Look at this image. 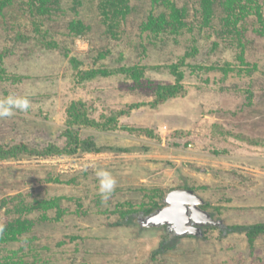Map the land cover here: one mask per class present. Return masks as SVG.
Segmentation results:
<instances>
[{"label": "rangeland", "instance_id": "1", "mask_svg": "<svg viewBox=\"0 0 264 264\" xmlns=\"http://www.w3.org/2000/svg\"><path fill=\"white\" fill-rule=\"evenodd\" d=\"M9 1L0 9V99L26 96L31 108L0 119V143L63 145L77 100L105 125L77 127L97 153L0 160V264H264V233L250 243L219 230L264 224V0L245 16L240 0L217 1L208 25L200 0H171L188 25L161 35L149 20L169 9L154 0H127L114 32L100 0H52L59 8L49 14L38 1ZM178 73L185 94L161 102ZM111 120L117 127L103 128ZM99 168L117 181L106 202ZM173 189L192 190L220 225L177 240L164 226H140Z\"/></svg>", "mask_w": 264, "mask_h": 264}, {"label": "trees", "instance_id": "2", "mask_svg": "<svg viewBox=\"0 0 264 264\" xmlns=\"http://www.w3.org/2000/svg\"><path fill=\"white\" fill-rule=\"evenodd\" d=\"M38 1L40 4L45 6L44 13L49 14L53 10L58 9L59 6L53 1L55 8L51 4L52 0H31V2ZM217 1L223 3L222 0H200L201 5V23L210 24L212 21L214 6ZM244 1V3H243ZM253 0H240L238 3V11L245 16L246 11H250V2ZM11 1L9 0H0V9L9 6ZM46 3H48L46 5ZM154 3L163 6L164 8L169 9V11H161L158 16L151 18L149 20V28H152L154 32L158 35L163 34L166 31L176 30L179 31L182 26L188 25L185 22V10L184 8L178 9L175 8V5L171 0H154ZM29 5V4H28ZM34 4L30 3V14L33 12L32 7ZM98 7L101 8V13L103 15V21L107 24L108 30L111 32L115 31V28L119 25L120 17L124 18L126 13L129 11L127 0H100ZM246 10V11H245ZM242 15V16H243ZM233 22L232 26H237L240 15H234L232 13ZM227 23H229V17L227 16ZM39 26V24L37 23ZM91 74L89 72H83L81 77L83 79L90 78ZM182 74L178 73L175 83L169 86H162V89L159 91V99L161 102H164L172 97H177L179 95L185 94V89L180 83ZM160 103V102H159ZM67 127L62 130L61 135L64 137V143L61 146H58L54 143H48L41 147L32 146L26 142H17V143H0V160L14 159L22 155L35 156V157H51L59 155H73L79 152L83 153H97L102 148L96 144L92 137L81 138L79 135L78 128L79 126H92V127H102L105 125L102 122L96 121L89 117L88 109L83 101L77 100L71 102L67 107ZM110 125H106L103 128H116L117 124L114 120L109 122ZM122 129L134 134V135H143L147 136L153 140H160V135L156 134L155 129L152 127H131V126H122ZM174 134L187 133L183 129H176L173 132ZM221 233L229 232H239L244 233L250 243L258 237L261 233H264V224L248 225V226H222L219 228ZM176 240L179 239L175 237ZM167 239L163 240L164 244ZM163 242L159 245V249L156 252L163 251ZM170 248V246H166Z\"/></svg>", "mask_w": 264, "mask_h": 264}, {"label": "water", "instance_id": "3", "mask_svg": "<svg viewBox=\"0 0 264 264\" xmlns=\"http://www.w3.org/2000/svg\"><path fill=\"white\" fill-rule=\"evenodd\" d=\"M163 207L158 208L138 222L142 227L164 226L168 234L199 236L202 226L220 225L200 207L204 201L190 189H173L166 193Z\"/></svg>", "mask_w": 264, "mask_h": 264}, {"label": "clouds", "instance_id": "4", "mask_svg": "<svg viewBox=\"0 0 264 264\" xmlns=\"http://www.w3.org/2000/svg\"><path fill=\"white\" fill-rule=\"evenodd\" d=\"M30 108L31 102L28 97L10 94L0 99V119L14 117L17 111L26 114ZM95 175L99 182L98 193L101 200L106 202L110 194L114 192L117 181L112 173L104 168L97 169Z\"/></svg>", "mask_w": 264, "mask_h": 264}]
</instances>
